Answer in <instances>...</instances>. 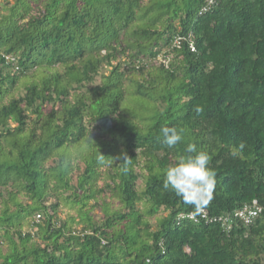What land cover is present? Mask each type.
I'll return each instance as SVG.
<instances>
[{"label":"trees","instance_id":"obj_1","mask_svg":"<svg viewBox=\"0 0 264 264\" xmlns=\"http://www.w3.org/2000/svg\"><path fill=\"white\" fill-rule=\"evenodd\" d=\"M13 2L0 0V264H264V0ZM163 126L184 139L169 148ZM190 143L216 172L204 209L230 229L181 217L195 209L162 187ZM255 199L252 222L234 216Z\"/></svg>","mask_w":264,"mask_h":264},{"label":"clouds","instance_id":"obj_2","mask_svg":"<svg viewBox=\"0 0 264 264\" xmlns=\"http://www.w3.org/2000/svg\"><path fill=\"white\" fill-rule=\"evenodd\" d=\"M197 115L203 112L199 105L194 107ZM164 143L172 148L184 139L183 129L163 126L160 129ZM243 141L239 142L231 154L235 157L245 148ZM186 154L177 157L176 162L165 170L163 189L171 190L186 205L192 206L195 213L199 214L212 200L216 185V172L209 167L211 160L206 151H198L195 143H190L185 149ZM119 159V157H117ZM98 162L105 164L104 156L98 157ZM124 170L129 160L123 159ZM110 166V165H109Z\"/></svg>","mask_w":264,"mask_h":264},{"label":"built area","instance_id":"obj_3","mask_svg":"<svg viewBox=\"0 0 264 264\" xmlns=\"http://www.w3.org/2000/svg\"><path fill=\"white\" fill-rule=\"evenodd\" d=\"M212 1L213 0H210V2ZM10 60L14 61V58L10 57ZM262 212L263 207L255 199L251 204H245L241 209L236 211L234 216L243 219L246 223H250ZM37 217L39 218L41 215L38 214ZM181 217L189 218L196 222L201 219L208 222H221L227 228H231V216H210L205 209H203L199 214H196L195 212L183 213Z\"/></svg>","mask_w":264,"mask_h":264},{"label":"rangeland","instance_id":"obj_4","mask_svg":"<svg viewBox=\"0 0 264 264\" xmlns=\"http://www.w3.org/2000/svg\"><path fill=\"white\" fill-rule=\"evenodd\" d=\"M10 1L12 3L14 0H10ZM21 92H23V91H21ZM114 204L117 205V202L115 201ZM69 210L70 209L67 206L61 207L62 216L66 217L68 214H71V213L76 214V211H74V210H70L69 211ZM93 212L96 215V217H99V218L102 219L103 212H102V210L100 208H97ZM150 221H151V223L153 225H155L156 224V217H151ZM15 240L17 241L18 247H20L21 246L20 245L21 242H20V240L18 239L17 236H15ZM8 241L9 240H8L7 236L4 234V232L0 231V262L3 260V257L5 256V254H7V252H9L10 249H11V247L9 246V242Z\"/></svg>","mask_w":264,"mask_h":264}]
</instances>
